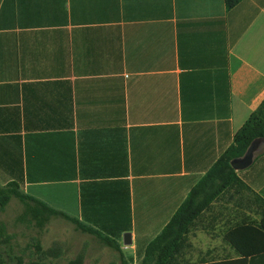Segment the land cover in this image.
Returning <instances> with one entry per match:
<instances>
[{
  "label": "crops",
  "instance_id": "obj_1",
  "mask_svg": "<svg viewBox=\"0 0 264 264\" xmlns=\"http://www.w3.org/2000/svg\"><path fill=\"white\" fill-rule=\"evenodd\" d=\"M263 96L264 0H0V186L113 239L89 233L118 263ZM236 173L178 264H264V151Z\"/></svg>",
  "mask_w": 264,
  "mask_h": 264
},
{
  "label": "trees",
  "instance_id": "obj_2",
  "mask_svg": "<svg viewBox=\"0 0 264 264\" xmlns=\"http://www.w3.org/2000/svg\"><path fill=\"white\" fill-rule=\"evenodd\" d=\"M237 1L223 0L225 8H229ZM255 135H264V96L242 124L234 131L230 143L188 189L186 195L166 223L147 241L144 245L142 256L135 264H178L175 261V254L182 243L184 233L199 212L224 189L236 184L241 185L236 171L228 164V159L241 153L249 139ZM10 197H15L22 204V211L16 216L17 220L28 218L29 220H33L37 225H41L48 216L57 215L70 221L75 229L94 234L109 247L117 251L119 250L117 243L113 239L99 234L93 228L78 222L66 213L20 192L14 182L0 186V209L3 208ZM8 238L9 234L4 231L3 223H0V243L6 242ZM34 248L42 254L50 252L49 249H42L38 242L34 243ZM14 259L13 264H45L40 256L36 259L23 261L20 256L14 255ZM0 264H11L2 257L1 252ZM65 264H82V254H75ZM118 264L130 263L119 254Z\"/></svg>",
  "mask_w": 264,
  "mask_h": 264
},
{
  "label": "rangeland",
  "instance_id": "obj_3",
  "mask_svg": "<svg viewBox=\"0 0 264 264\" xmlns=\"http://www.w3.org/2000/svg\"><path fill=\"white\" fill-rule=\"evenodd\" d=\"M22 204L15 197H10L7 203L0 209V223H3L4 231L9 234L6 242L0 243V252L9 263H14V255L20 256L23 261L36 259L39 256L45 264H65L66 261L77 253L82 254V264H118V256L111 248L114 256H107V251L96 246L93 235L81 232L73 227V224L57 215L48 216L41 225L33 220L16 219L21 213ZM97 243L102 242L96 236ZM38 242L42 249L50 252L42 254L35 250L34 243ZM91 248H96L93 253ZM53 252L58 253L53 255ZM97 253V254H96ZM42 254V255H41ZM102 255V257L98 256ZM97 258H96V257Z\"/></svg>",
  "mask_w": 264,
  "mask_h": 264
},
{
  "label": "water",
  "instance_id": "obj_4",
  "mask_svg": "<svg viewBox=\"0 0 264 264\" xmlns=\"http://www.w3.org/2000/svg\"><path fill=\"white\" fill-rule=\"evenodd\" d=\"M264 151V135H255L249 139L241 153L231 156L228 159V164L234 171H239L247 167L256 156ZM122 243L130 242L129 233L122 234Z\"/></svg>",
  "mask_w": 264,
  "mask_h": 264
}]
</instances>
